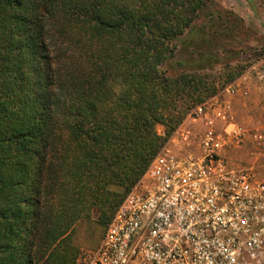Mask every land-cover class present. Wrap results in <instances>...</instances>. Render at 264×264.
I'll return each mask as SVG.
<instances>
[{"label": "trees", "instance_id": "obj_1", "mask_svg": "<svg viewBox=\"0 0 264 264\" xmlns=\"http://www.w3.org/2000/svg\"><path fill=\"white\" fill-rule=\"evenodd\" d=\"M215 7L0 0V264H75V225L106 228L187 113L235 81L238 64L208 73L234 37ZM176 57L189 69L172 75Z\"/></svg>", "mask_w": 264, "mask_h": 264}, {"label": "built area", "instance_id": "obj_2", "mask_svg": "<svg viewBox=\"0 0 264 264\" xmlns=\"http://www.w3.org/2000/svg\"><path fill=\"white\" fill-rule=\"evenodd\" d=\"M246 82L188 112L76 264H264V126L232 102Z\"/></svg>", "mask_w": 264, "mask_h": 264}, {"label": "rangeland", "instance_id": "obj_3", "mask_svg": "<svg viewBox=\"0 0 264 264\" xmlns=\"http://www.w3.org/2000/svg\"><path fill=\"white\" fill-rule=\"evenodd\" d=\"M213 2L216 4L214 10L231 11L236 18L233 20L234 27L227 26L228 30H232L233 39L219 42L221 47L217 52L218 62L208 73L215 78L216 83L220 84L226 79V73L230 71L227 70L228 66L232 69L238 64L243 69L236 79H242L243 82L253 77L264 80L258 76L259 73H264V0H213ZM177 59L178 57L172 59L169 68L166 69L172 75L179 74L183 69H189V66L176 65ZM161 130L158 127V131ZM244 154L246 151L242 155L238 153L234 158L246 159ZM105 229V226L99 225L94 217L79 221L70 236L73 245L78 249V255L94 250Z\"/></svg>", "mask_w": 264, "mask_h": 264}, {"label": "crops", "instance_id": "obj_4", "mask_svg": "<svg viewBox=\"0 0 264 264\" xmlns=\"http://www.w3.org/2000/svg\"><path fill=\"white\" fill-rule=\"evenodd\" d=\"M237 120L247 127L264 126V80L249 79L232 97Z\"/></svg>", "mask_w": 264, "mask_h": 264}]
</instances>
